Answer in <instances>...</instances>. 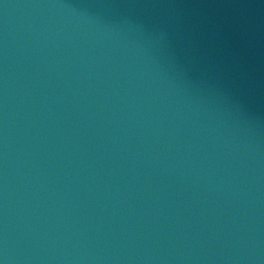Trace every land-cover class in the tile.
Segmentation results:
<instances>
[{
  "label": "water",
  "instance_id": "obj_1",
  "mask_svg": "<svg viewBox=\"0 0 264 264\" xmlns=\"http://www.w3.org/2000/svg\"><path fill=\"white\" fill-rule=\"evenodd\" d=\"M0 264H239L149 0H0Z\"/></svg>",
  "mask_w": 264,
  "mask_h": 264
}]
</instances>
